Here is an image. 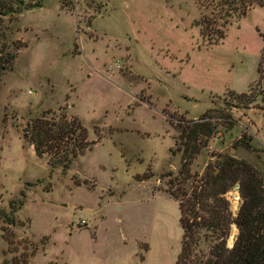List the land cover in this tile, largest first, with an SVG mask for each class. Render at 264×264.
I'll use <instances>...</instances> for the list:
<instances>
[{
    "label": "rangeland",
    "instance_id": "obj_1",
    "mask_svg": "<svg viewBox=\"0 0 264 264\" xmlns=\"http://www.w3.org/2000/svg\"><path fill=\"white\" fill-rule=\"evenodd\" d=\"M209 9L199 0H44L0 20V264H177L184 231L167 191L183 158L177 123L210 109L237 104L236 123L216 121L192 171L202 176L229 154L264 173V99L243 106L232 95L259 78L264 6L222 36L203 33V14L218 10ZM46 112L88 130L92 148L69 168L24 138ZM245 133L258 151L235 148ZM238 185L226 194L233 218ZM238 234L233 224L229 247Z\"/></svg>",
    "mask_w": 264,
    "mask_h": 264
},
{
    "label": "trees",
    "instance_id": "obj_2",
    "mask_svg": "<svg viewBox=\"0 0 264 264\" xmlns=\"http://www.w3.org/2000/svg\"><path fill=\"white\" fill-rule=\"evenodd\" d=\"M65 1L62 0V3ZM43 2L0 0V20L18 16L26 9L41 7ZM199 4L207 10L211 6L218 9L217 13L213 9L211 15L203 14L200 21L203 33L222 36L234 19L247 15L256 6H264V0H199ZM219 8H226L225 14ZM219 18L223 19V24L216 28ZM258 73V80L247 92L232 94L239 105L249 106L258 98L264 99V50ZM236 106L223 107L222 114H215L210 109L199 121L181 119L177 123V152H182L183 158L178 174H168L174 179L169 181L167 190L179 203L184 231L177 264H264V173L254 163L229 154L218 156L216 168L208 167L202 176L192 171L194 154L207 147L217 133L216 121L236 123L231 111ZM49 114L46 112L41 117L31 119L25 126L24 138L34 146L39 157L52 154L50 161L54 167L69 168L80 154L92 148L88 130L77 117L69 120L65 116L63 120L56 121ZM74 134L77 136L72 137ZM69 135L75 141L71 145L66 144ZM252 139L245 133L235 143V148L258 151L252 145ZM58 149H63V156L54 158ZM236 183L240 186L242 202L237 216L233 218L226 194ZM233 224L238 227L239 234L234 245L229 247L228 238Z\"/></svg>",
    "mask_w": 264,
    "mask_h": 264
},
{
    "label": "water",
    "instance_id": "obj_3",
    "mask_svg": "<svg viewBox=\"0 0 264 264\" xmlns=\"http://www.w3.org/2000/svg\"><path fill=\"white\" fill-rule=\"evenodd\" d=\"M238 189L240 190V186L238 185Z\"/></svg>",
    "mask_w": 264,
    "mask_h": 264
}]
</instances>
